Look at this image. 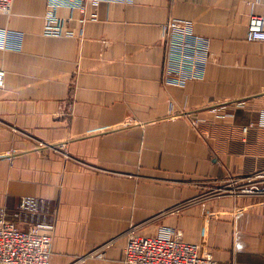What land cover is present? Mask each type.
I'll list each match as a JSON object with an SVG mask.
<instances>
[{
    "label": "crops",
    "instance_id": "0c3cea01",
    "mask_svg": "<svg viewBox=\"0 0 264 264\" xmlns=\"http://www.w3.org/2000/svg\"><path fill=\"white\" fill-rule=\"evenodd\" d=\"M0 14V208L42 223L49 264H122L128 234L168 226L217 264H264V195L195 199V185L264 170V44L248 42L264 0H132ZM95 13L96 18L90 19ZM210 40L203 81L162 82V26ZM26 199L36 212L15 218ZM194 199V200H193ZM101 256L92 255L101 248Z\"/></svg>",
    "mask_w": 264,
    "mask_h": 264
},
{
    "label": "built area",
    "instance_id": "2783aa9c",
    "mask_svg": "<svg viewBox=\"0 0 264 264\" xmlns=\"http://www.w3.org/2000/svg\"><path fill=\"white\" fill-rule=\"evenodd\" d=\"M14 0H0V14L10 12ZM46 4L44 33L52 35L58 21V11H76L82 21L89 5L93 9L100 3L129 4L132 0H43ZM90 19L96 18L95 13ZM5 32L0 31V46ZM165 47L164 73L162 82L166 87H183L188 82L203 81L210 59V40L195 34L193 24L187 19H170L162 26ZM248 42L264 44V16H249L246 30ZM5 73L0 70V89L4 86ZM234 182L240 184L232 196L264 195V170ZM233 192V191H232ZM36 201L26 199L14 216L36 212ZM51 227L42 223L20 229L18 224L7 218L0 208V264H49L51 255ZM103 247L92 255L100 257ZM122 264H217L212 254L193 243L186 242L181 234L168 226L160 227L152 236L128 234L122 250Z\"/></svg>",
    "mask_w": 264,
    "mask_h": 264
},
{
    "label": "rangeland",
    "instance_id": "374dc122",
    "mask_svg": "<svg viewBox=\"0 0 264 264\" xmlns=\"http://www.w3.org/2000/svg\"><path fill=\"white\" fill-rule=\"evenodd\" d=\"M236 178L226 176L218 180L203 182L201 185L196 184L195 188L199 195L195 199L217 201L223 198H237L235 195H230V193L237 192L240 189L241 185L234 182Z\"/></svg>",
    "mask_w": 264,
    "mask_h": 264
}]
</instances>
